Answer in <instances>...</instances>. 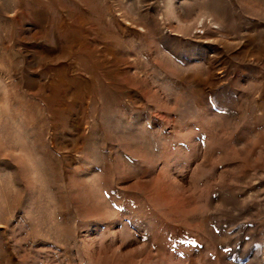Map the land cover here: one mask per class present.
<instances>
[{
  "label": "rangeland",
  "instance_id": "1",
  "mask_svg": "<svg viewBox=\"0 0 264 264\" xmlns=\"http://www.w3.org/2000/svg\"><path fill=\"white\" fill-rule=\"evenodd\" d=\"M0 264H264V0H0Z\"/></svg>",
  "mask_w": 264,
  "mask_h": 264
}]
</instances>
